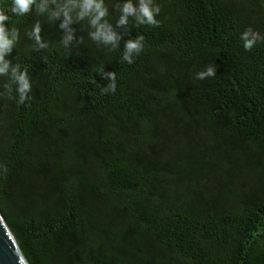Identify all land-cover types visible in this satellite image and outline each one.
Masks as SVG:
<instances>
[{
  "label": "trees",
  "instance_id": "16d2710c",
  "mask_svg": "<svg viewBox=\"0 0 264 264\" xmlns=\"http://www.w3.org/2000/svg\"><path fill=\"white\" fill-rule=\"evenodd\" d=\"M11 2L8 59L31 92L17 104L0 77V211L28 264H264V41H238L264 37V0H155L159 27L130 18L116 49L87 18L62 28L53 6L14 17ZM119 2L104 0L114 28Z\"/></svg>",
  "mask_w": 264,
  "mask_h": 264
},
{
  "label": "clouds",
  "instance_id": "9594fccd",
  "mask_svg": "<svg viewBox=\"0 0 264 264\" xmlns=\"http://www.w3.org/2000/svg\"><path fill=\"white\" fill-rule=\"evenodd\" d=\"M53 6L55 10L49 12L50 18H59L61 14L64 16V23L60 25L67 28L71 23L69 13H75L76 20L87 18L88 23L95 30L89 33L93 41H100L104 46H110L112 49L120 47L122 36L118 34L116 29L124 27V33H128L129 19L134 21L136 26H152L159 27V21L156 17L160 14V7L155 0H123L119 2L120 15L116 20L115 28L105 19L108 16V9L104 4V0H12L8 5L11 14L14 17H23L30 13L33 9L37 14H43ZM10 16L7 12L0 10V77H8L9 87L7 91L11 94L14 89L16 103L23 104L30 99L31 82L27 70L19 64L13 63L8 59L15 45L19 40V29L17 27H9ZM40 25H33L30 32L27 33L34 42L35 47L45 48L46 45L40 42ZM72 39L69 33L64 38L66 44ZM238 41L244 51H251L252 48L261 41H264L259 33L251 28H246L239 32ZM123 52L121 59L127 64H132L134 58L138 56L144 48V37L142 35L128 38L123 44ZM11 65V67H10ZM216 76V65L214 63L207 65L203 70L194 74L196 80H204ZM102 77L107 81L102 87L104 92L116 90L115 73H103ZM20 264H28V262L20 257Z\"/></svg>",
  "mask_w": 264,
  "mask_h": 264
},
{
  "label": "water",
  "instance_id": "95a60500",
  "mask_svg": "<svg viewBox=\"0 0 264 264\" xmlns=\"http://www.w3.org/2000/svg\"><path fill=\"white\" fill-rule=\"evenodd\" d=\"M23 257L0 211V264H20Z\"/></svg>",
  "mask_w": 264,
  "mask_h": 264
}]
</instances>
